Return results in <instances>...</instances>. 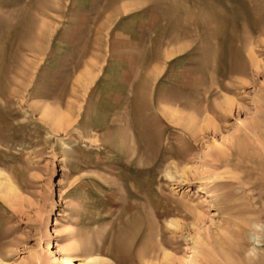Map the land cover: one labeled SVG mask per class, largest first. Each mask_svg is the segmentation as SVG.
Segmentation results:
<instances>
[{
	"label": "rangeland",
	"instance_id": "rangeland-1",
	"mask_svg": "<svg viewBox=\"0 0 264 264\" xmlns=\"http://www.w3.org/2000/svg\"><path fill=\"white\" fill-rule=\"evenodd\" d=\"M0 169V264H264V0H0Z\"/></svg>",
	"mask_w": 264,
	"mask_h": 264
},
{
	"label": "bare ground",
	"instance_id": "bare-ground-1",
	"mask_svg": "<svg viewBox=\"0 0 264 264\" xmlns=\"http://www.w3.org/2000/svg\"><path fill=\"white\" fill-rule=\"evenodd\" d=\"M232 103V102H231ZM166 104V103H165ZM229 108H231L230 106H229ZM186 109V108H185ZM50 112V111H49ZM171 112V115L173 116V115H175L174 113H176L177 111L174 109V110H172V111H170ZM52 114H53V112H52ZM53 115H55V114H53ZM52 115V116H53ZM194 115V114H193ZM46 116V115H45ZM56 117H58V115H56ZM59 118V117H58ZM57 118V119H58ZM52 119H55V117H53ZM55 122H56V119H55ZM55 122H53V123H55ZM58 122V121H57ZM68 122V121H67ZM58 124V123H57ZM63 124V123H62ZM61 124V125H62ZM59 125H60V123L56 126V124H55V130L57 131V130H59L60 129V127H59ZM63 128H64V126H63ZM55 132V131H54ZM9 176V175H8ZM7 176V174H6V172L5 171H3L2 169H0V197H2V198H4L5 200H8V197L10 196V193H13V192H15V187H14V185L9 181V178L10 177H8ZM11 180V179H10ZM172 224H174V221H172L171 222V225ZM75 244V243H74ZM78 246V244L76 245H73V244H71V249H74V248H80V247H77ZM61 260L63 261V263L64 264H74L75 262V260H79V258H77V257H75V256H70V255H68L66 258H61ZM82 261H84V263L85 264H97L98 262H103L104 261V259L100 256V255H98V254H93V253H88V254H85V256L83 257V259H81ZM0 263H2L1 262V259H0ZM79 264H82V263H79Z\"/></svg>",
	"mask_w": 264,
	"mask_h": 264
}]
</instances>
